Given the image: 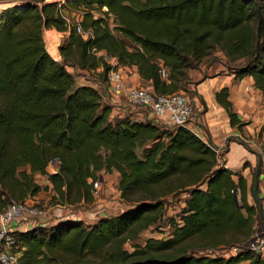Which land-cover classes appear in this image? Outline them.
I'll return each instance as SVG.
<instances>
[{
    "label": "trees",
    "instance_id": "16d2710c",
    "mask_svg": "<svg viewBox=\"0 0 264 264\" xmlns=\"http://www.w3.org/2000/svg\"><path fill=\"white\" fill-rule=\"evenodd\" d=\"M19 1L24 4L0 13V212L42 191L37 173L52 183L53 198L73 204L93 198L101 171H117L121 197L130 204L93 223L65 218L14 231L19 264H264V251L246 246L259 210L241 172L186 126L111 119L112 106L99 90L79 84L69 70L101 68L107 84L111 56L136 66L155 93L170 94L219 48L229 61H243L231 68L235 79L253 77L264 95V0ZM66 8L79 10L77 19L92 36L78 31L76 19L68 22ZM48 28L69 32L61 61L44 41ZM229 96L227 86L216 92L231 124L242 129L247 122ZM53 162L57 171L50 170ZM177 191L188 196L170 235L126 248L160 223L166 196ZM234 246L241 249L233 252ZM207 249L221 254L200 253Z\"/></svg>",
    "mask_w": 264,
    "mask_h": 264
},
{
    "label": "crops",
    "instance_id": "0c3cea01",
    "mask_svg": "<svg viewBox=\"0 0 264 264\" xmlns=\"http://www.w3.org/2000/svg\"><path fill=\"white\" fill-rule=\"evenodd\" d=\"M45 30H47V32H54L57 35L59 58L55 59L61 61L60 43H62L69 32L58 31L54 28ZM46 45L48 48V41ZM225 57L227 58L226 55ZM201 68V72L189 73L194 79H200V82L198 85L199 95H197L198 103L196 107L194 106L193 118L186 127L193 130L206 143L215 146L219 150L220 160L233 171L241 172L247 179L248 200L250 204L257 205L259 210L257 215V226L264 227V156H261L260 150L257 149L260 148V146L262 147L264 142V133L261 131L262 125L264 124L263 92L255 87L253 77L251 76H246L243 79H235L234 74L229 70V64L226 60H218L210 63L207 67L203 65ZM126 69L128 70L127 79L129 81H135V83L139 85H147L154 90L152 84L145 81L140 76L136 66L126 67ZM69 70L73 71L74 68L69 67ZM81 71L85 74L83 84L92 85L97 88L102 95V100L112 106L110 114L111 119H114L117 113L123 114L128 110L122 99L113 94L106 82L100 79L99 73L102 71L101 68L97 70ZM226 86L229 87V98L239 118L247 122L242 129L231 124L227 110L221 106L216 99V92ZM130 111L135 113L138 120L150 118L148 112L144 111L141 107H139V109L137 108L135 112H133V110ZM121 116L123 115H120V117ZM257 137L258 140L256 139ZM262 159L263 171L258 172ZM57 164L56 162L51 164L50 167H53L52 171H57ZM255 169L257 170L254 173ZM100 175L108 179L111 173H107L103 170L100 172ZM40 176L43 175L36 174V178ZM117 179V183L119 184V172H117ZM37 181L41 184L39 180ZM46 184L53 189V185L47 177ZM253 184L254 190L251 188ZM53 194H55L54 190ZM39 197V195H36L30 199H38ZM104 203H110L111 206L114 204V202L109 199H105ZM65 216L66 215L62 216L61 219L68 218ZM44 218L42 220H46V218ZM36 224L29 219L21 223H16L15 228L17 230H26Z\"/></svg>",
    "mask_w": 264,
    "mask_h": 264
},
{
    "label": "rangeland",
    "instance_id": "374dc122",
    "mask_svg": "<svg viewBox=\"0 0 264 264\" xmlns=\"http://www.w3.org/2000/svg\"><path fill=\"white\" fill-rule=\"evenodd\" d=\"M66 1L67 0H46L47 3L58 2L60 4H64ZM13 4H24V2L19 0H0V11ZM77 11L79 10L73 8H66L63 10L65 16L68 17V19L70 20L71 19L75 20L78 18L79 13ZM94 13L96 15L100 14L99 11H95ZM110 22L112 23L113 19H111ZM112 26L114 27V24H112ZM44 41L46 44L48 41V48L52 57L59 58V53L57 49L58 48L57 35L54 32H47V30H44ZM127 42L131 45V42L129 40H127ZM218 60H226L229 64L230 72L232 67L239 65L243 62L242 60L236 62L229 61L225 57L224 52L219 48H216L212 52V54H210L209 56L203 59V61L201 62L198 68L191 69L188 71V73L201 72L202 71L201 66L205 65V67H207L210 63ZM72 72L75 74L78 83L83 84L85 80V74L82 73L80 69H74ZM101 78L103 79V81L106 80V75L102 76ZM199 80L200 79H194L193 76L189 74L188 81L185 82V85L176 91L178 93L183 94L187 99H189L194 104L195 107L196 104L198 103L197 95H199L198 94V85L200 82ZM122 101L126 104L128 110H126L123 114L117 113L116 117H120V115L123 116L129 115L133 119H137L135 113H132L130 110H133V112H135L137 108L139 109V107L130 104L125 97L122 99ZM144 111L146 110L144 109ZM256 139L258 140V137ZM143 149L144 146H139L137 149L138 153L141 156L143 153ZM257 149L260 150L261 156H264V147L260 146V148ZM52 168L53 167H50V170H52ZM262 169H263V159L261 160L258 172H262L263 171ZM256 170L257 169L254 170V173ZM107 173H111V175L108 176V179L102 176L103 189L99 197L93 196V198L90 201L75 202L71 205L70 203H61L59 200L53 198V195L55 194H53V189H51L49 185L46 184V177L45 176L37 177L36 179L39 180L41 182V185L43 186L42 191L38 194L40 197L38 199L28 198L26 201L31 205L38 206L40 209H42L43 213L41 217L30 218V220H32L33 223L35 224L37 223L42 225H47V224L49 225L59 221L62 218V216L66 215L65 217L68 218H75V219L83 220L86 223H93L102 216L118 213L120 211L127 209L130 204L126 200H124L121 197V194L119 193L120 190H119V184L117 183L118 182L117 172L112 171ZM187 196H188L187 193L183 191H177L176 193L167 195L165 198L166 199L165 214L161 219L160 223L152 225L148 229L142 231L138 235V237L134 239H129L126 242L125 247L128 248L129 250H133L134 245L136 244L144 245L146 241L151 237L165 238L169 236L172 231L171 223L173 222V219L177 218L178 215L180 214ZM105 199H109L110 201H113L114 204L111 206L110 203H104ZM44 217L46 218V220H42ZM256 229H260V226L258 225ZM200 253L210 254L213 256L221 254L220 249H207V250H203L202 252L200 251Z\"/></svg>",
    "mask_w": 264,
    "mask_h": 264
},
{
    "label": "built area",
    "instance_id": "2783aa9c",
    "mask_svg": "<svg viewBox=\"0 0 264 264\" xmlns=\"http://www.w3.org/2000/svg\"><path fill=\"white\" fill-rule=\"evenodd\" d=\"M75 21L80 33L85 36L93 35L92 31L84 30L81 27L79 19ZM68 22L72 23L70 19ZM106 59L111 65L107 75L110 91L118 98L123 99L125 97L130 104L145 109L150 115L149 120L169 127L186 126L192 120L195 110L194 104L183 94L178 92L157 94L147 85H139L135 81H129L127 79L128 70L126 67L118 65L114 57L106 56ZM161 74L164 78L168 76L165 68H162ZM212 147L219 154V150L215 146ZM102 189L103 180L100 175L92 183L93 196L99 197ZM42 213V209L29 204L27 201L11 202L5 210L0 212V264H19L21 251L13 234L17 230L15 224L30 218L41 217ZM246 246L252 250L264 251V227L255 230ZM240 249L239 246L232 248L233 252Z\"/></svg>",
    "mask_w": 264,
    "mask_h": 264
},
{
    "label": "water",
    "instance_id": "95a60500",
    "mask_svg": "<svg viewBox=\"0 0 264 264\" xmlns=\"http://www.w3.org/2000/svg\"><path fill=\"white\" fill-rule=\"evenodd\" d=\"M68 1H69V0H68ZM1 11H2V10H1ZM1 11H0V13H1ZM256 251H257V252H261V250H260V249H257Z\"/></svg>",
    "mask_w": 264,
    "mask_h": 264
}]
</instances>
